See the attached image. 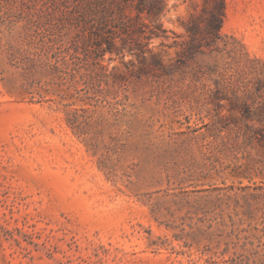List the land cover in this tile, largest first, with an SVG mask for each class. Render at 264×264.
<instances>
[{
    "label": "rangeland",
    "instance_id": "374dc122",
    "mask_svg": "<svg viewBox=\"0 0 264 264\" xmlns=\"http://www.w3.org/2000/svg\"><path fill=\"white\" fill-rule=\"evenodd\" d=\"M221 4L0 0V264H264V0Z\"/></svg>",
    "mask_w": 264,
    "mask_h": 264
},
{
    "label": "trees",
    "instance_id": "16d2710c",
    "mask_svg": "<svg viewBox=\"0 0 264 264\" xmlns=\"http://www.w3.org/2000/svg\"><path fill=\"white\" fill-rule=\"evenodd\" d=\"M122 3L128 4L135 9L137 16L145 14L147 17L153 19V21L158 20L160 15L164 10L165 0H121ZM209 1V0H205ZM221 0H213V7L216 10L215 14L211 15V18L208 23L209 30L219 31L221 27ZM143 27H146L145 25ZM149 39L151 38H166V31L162 29L160 25H154L153 28L149 29ZM97 51L104 52L105 49H102L100 44H95ZM106 51L112 52L113 43L107 41ZM262 140H264V134H262Z\"/></svg>",
    "mask_w": 264,
    "mask_h": 264
},
{
    "label": "clouds",
    "instance_id": "9594fccd",
    "mask_svg": "<svg viewBox=\"0 0 264 264\" xmlns=\"http://www.w3.org/2000/svg\"><path fill=\"white\" fill-rule=\"evenodd\" d=\"M157 43H158V41H157ZM126 52H127V50H125V53H126ZM146 55H147V54H146ZM111 56H112L111 53H106V54H105V60H108ZM124 61H125V63H128L129 61H136V57H135V56H131V55H126V54H125V56H124ZM118 64H119V61H116V62L112 63V64L110 65V69H111V68H115Z\"/></svg>",
    "mask_w": 264,
    "mask_h": 264
}]
</instances>
